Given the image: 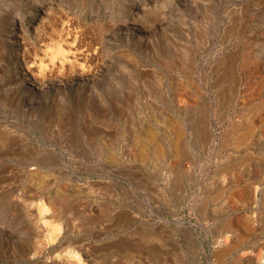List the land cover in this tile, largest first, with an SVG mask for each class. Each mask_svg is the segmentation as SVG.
I'll use <instances>...</instances> for the list:
<instances>
[{"label":"rangeland","instance_id":"obj_1","mask_svg":"<svg viewBox=\"0 0 264 264\" xmlns=\"http://www.w3.org/2000/svg\"><path fill=\"white\" fill-rule=\"evenodd\" d=\"M37 1L0 0V25L13 19L25 29L37 27L41 34L32 33L26 44L20 40L16 52L0 41V264H72L63 258L55 262L57 254L69 250L79 256V264H161L163 257V264H233V253L220 263L211 261L214 232L230 215L252 216L264 199V185L248 207L228 199L227 191L220 193L227 186L221 166L234 165L243 185L264 167V138L259 130L248 146L235 148L224 140L230 126L246 116L241 67L236 66L229 94L222 99L217 96L219 87L211 83V72L193 65L189 72L195 100L180 108L169 96L173 84L168 81L186 82L185 63L178 60L161 85L151 72L160 43L158 0L139 1L147 11L143 16L139 6L134 8L135 0H44L50 7L48 14L42 22L30 23ZM182 1L167 0L168 43L180 28L175 23L178 9L184 22L187 19L189 0ZM231 1H221L215 12L224 15L225 21L233 19L231 27L238 24L230 38L235 50L249 49L259 59L264 54L260 44L264 0ZM179 6L186 7V12ZM248 14L255 16L248 21ZM124 15L131 22L118 27L117 20ZM179 23L182 30L176 34L184 36L185 23ZM101 30L103 51L98 53L94 34ZM251 30L258 32L257 42L244 39ZM209 35L218 44L221 34ZM57 44L68 51L72 63L60 64L62 54L50 62ZM40 59L44 66L39 71ZM141 69L151 72L146 80L140 77ZM259 71L264 73V63ZM171 119L183 131L184 153L178 160L174 158L175 134L166 126ZM199 120L204 125L203 139L195 130ZM148 128L163 145L161 158H156L151 145L140 159ZM242 156L246 161H240ZM33 170L43 175L37 181L44 186L43 192L62 198L57 220L61 232L42 250L35 248L40 235L33 210L39 197H30L38 190L29 173ZM252 226L248 244L262 256L264 218ZM173 244L182 247V256L171 252ZM158 250L165 254L158 255Z\"/></svg>","mask_w":264,"mask_h":264},{"label":"bare ground","instance_id":"obj_2","mask_svg":"<svg viewBox=\"0 0 264 264\" xmlns=\"http://www.w3.org/2000/svg\"><path fill=\"white\" fill-rule=\"evenodd\" d=\"M139 1H141V0H135L134 2L132 1V3L134 5L136 4L134 8L139 6L138 13L142 14V16H143L145 13H147V11L145 9H143V7L141 8ZM184 1H182V2H184ZM221 1H223V0H189V4H187L188 5L187 6L188 7V14L186 13L187 19H185V22H184V18L181 17L182 14H181L180 10L178 9V13H177V17H176L177 20H175L176 21L175 23H176V26L178 25V27H180V28H177V30H180V29L182 30L181 23H179L180 20H182V24L185 23V28H186L185 30H187V32H185L186 34L184 36H182V34L177 35L178 32L176 34L177 30H175L174 36H171V42L170 43H168V41H167V33H166V28H165V24H167L166 23V21H167L166 20V14H165L167 12V0L156 1L157 2V8L159 11V21H160V25H161L160 26V43H159V46L157 47L158 49H156V53H157L155 56L156 64H155L154 69L151 70V72L155 73V77L157 78L158 84L161 85L163 82L164 83L167 82V75L169 74V72L171 73V71L174 70V67L176 66V62L178 60H180V62H183L186 64V65L184 64V66H185L184 73H185V77H186L185 83L181 82L180 80H175V79L168 81V83L170 85L173 84L171 94L169 95V96H171L172 102L176 105H179L180 108H181V106L183 108L186 105L187 106L192 105L194 100H195V98H194L195 96L192 93V88H195V90H196V87H195L194 80L192 79L190 72H189V70L191 69V67H193V65L198 66L201 69V71H207L208 72V70H209L211 72V74H212L211 75L212 76V82L211 83H213V86L216 85L219 87L217 90L218 91L217 96H218V98H222V99L226 96L228 91H230L231 81H232L233 75L235 73L236 66H238L239 68L241 67V69H242L241 73H242V78H243L244 87H245V89H244L245 91L243 92V94L241 93L242 94L241 103L243 106H245L246 116H244L240 122H238V123L236 122V123L232 124L230 126V128L225 132V135H224V140L226 143L233 145L235 148H239V147L248 146L249 141H250L255 130H259L260 135L264 138V73L263 72L261 73L259 71V67L261 68V63H264V54L261 55V57L259 58L260 60H259V59H256L253 57V55H252V53H250L249 49L242 50L241 52L235 50V44L232 43L230 38L232 36L231 34H233V32L237 28L238 24L235 26L232 25V27H231V24H229V22L233 19H231L230 21L229 20L225 21L224 15H223L224 17L223 16H217V13H216L218 10L217 7H219ZM44 2H45L44 0H39V1L35 2L32 10L30 12V16H29V17L32 16V19L29 21L30 23L31 22L34 23V22H38V21L42 22L41 21L42 16L45 15L46 13L48 14L50 7L43 4ZM231 3H235V0H232ZM250 6H252V5H250ZM261 6H263V5H261ZM40 7H42L41 10L39 9ZM179 7H181V10H183V12H186V7L185 8L184 7L182 8V6H179ZM216 8H217V10L215 12ZM234 8H236V6ZM234 8L231 11H233ZM238 9L236 8V10H238ZM38 11H39V13H38ZM56 11H57V9H56ZM244 11L247 12L246 10H244ZM117 12L119 14L122 13V11L120 9L117 10ZM235 13H237V12H235ZM60 14H61V12H60ZM139 14L135 15L134 18L132 17L131 19L138 18ZM230 14H231V12H230ZM230 14L228 15L229 19L231 16ZM238 14H239V10H238ZM253 16H255V15L254 14H248L247 15L248 21H250L253 18ZM45 17L47 18V15ZM55 17L56 16H54V18ZM126 17H127V15H124L122 19L120 18V20H117L118 27L126 26V24H129L130 20L126 19ZM236 17L238 18V15ZM223 18H224V20H222ZM64 20L65 19H62V18L59 19L61 24H64ZM261 21H263V19ZM112 22H114V21H112ZM259 22H260V20H259ZM259 22H257V23H259ZM51 23H53V22L51 21ZM66 24L67 25H64V26H66V29H67L68 23H66ZM101 24H103V23H101ZM232 24H234V23H232ZM101 26H103V25H101ZM111 26H115V23H113ZM104 27H106V25ZM62 29H63V27H62ZM85 29H86V27H85ZM174 29H172V31ZM38 31H39V29L37 27H29V28L25 29V27L23 26V24L21 22H18V21L14 22L13 19L10 20V23L3 21V23L0 25V41L4 45L9 47L8 49H12L14 52H16L17 47L20 44L19 43L20 40H22V43H25V44L29 43V42H31L30 41V35L32 33H34V35L40 34V33H38ZM40 31H41V29H40ZM215 31L216 32L218 31V33L221 34V35H218L219 38L216 37L218 44L214 43L215 39L213 40L209 37L210 36L209 34L212 33V35H213L215 33ZM94 32H95V30H94ZM62 33H64V32H62ZM257 33H258L257 31L255 32L254 30H251L247 34L245 33L244 36H246V37H244V39L247 42H250V40L253 42H257V39L255 38V36H257L256 35ZM67 35H64V36H66V38H68ZM94 35H96L94 38V43H98V46L95 47L94 51L98 52V53H102L103 43H101V39H103L104 34L102 33V30H101L100 33L98 32V34H94ZM222 35H223V37H222ZM39 36H38V39L41 37V36L40 37ZM90 36L91 35H89V37ZM225 36H227V37H225ZM35 38H37V37H35ZM103 41H104V39H103ZM67 42L68 41L65 39L66 44H68ZM260 44H262L264 46V37H261ZM26 46H28V45H26ZM29 46H28V48H29ZM253 46H254V44H253ZM73 48H75V47H73ZM72 53H76V52L75 51L70 52V54H72ZM58 54L60 56L62 54L60 64H62L63 62H64L63 63L64 65L66 64L65 62H68L67 64L72 63V60L71 59L69 60V58H68V51H65L63 49V47L61 48V46H58V44H57L56 48L55 47L53 48L51 55H49L50 57L48 59L50 60V62L54 63L53 62V60L55 59L54 57H57ZM72 57H73V55H72ZM58 59H60V58H58ZM80 64L84 65V63H80ZM29 66H32V65H29ZM43 66L44 65L40 59V62L37 64L36 67L40 71V70H42ZM20 67H21V65H20ZM75 67H77V65ZM82 67H85V66H82ZM262 67H263V64H262ZM62 68H65V67H62ZM18 69H20V68H18ZM149 69H141L140 77L143 78L144 80H146L147 77L151 73L150 71H148ZM18 73L19 72H17V74ZM24 77H25V75H24ZM160 98L163 99L164 96L160 95ZM166 126L168 128H170L171 130H173V132L175 134L174 135V158L176 160H178L179 155H182L184 153V150H183V148H181V144H180V138L182 136L183 131L180 127V124L176 120H173V119L169 120V122L166 124ZM195 130L198 131L199 137L201 139H203L204 125H203L202 120H199L197 123H195ZM257 133H259V132L257 131ZM145 135H146V144H142L140 147V151H141L140 152V159L143 160L145 158V156L148 152V146H151V145L155 148L156 158H161L164 155V148H163V145L156 139L155 131L152 130L151 128H148ZM246 158L244 156L243 158L240 159V161L244 162V161H246ZM240 163H242V162H240ZM219 169H220V172L221 171L225 172L224 174H226V175H224V177L226 178V181H225L226 183L224 185H227L226 187H221L220 193H222V191L223 192L227 191L228 199L233 200L237 204H241L242 207H248V206L252 205V203H254V201H255L256 196L262 192L261 187H262V185H264V167L257 169L258 172L254 173V175L249 180L247 179V182L245 185L242 184L243 176L241 174H239L238 171L237 172L235 171L237 169L234 168V165H230V164L223 165ZM29 173H30L31 178L34 179L33 182H35L36 187L38 189L35 193H32L30 195V197H39L38 201H36L35 204H33L35 226L37 229V233L40 235V240L38 242H35V248L38 250H40V249L42 250V249L46 248L47 246H49V244L52 243V241L55 238H57L59 233L61 232V227L57 223V220L59 219V217L61 215L62 198H61V195L52 196L47 192H43L44 186L37 184V181H40L43 177L42 173L39 170L29 171ZM220 179H221V181L225 180V179L222 180V178H220ZM216 181L219 182V178ZM215 193L217 194V192H215ZM216 197L218 198V196H216ZM216 197H214V198H216ZM233 201H231V202H233ZM31 207H32V204H31ZM254 213L255 212H253L252 216L247 214V213L230 215L225 220H223L222 224L215 230L214 235H213L214 236L213 237L214 245H213V249L210 250V255L212 258L211 261H214L216 263H220L221 261L224 260V258L227 255H230L233 253V254H235L234 260L238 264H264V254L262 256H259L258 254L257 255L254 254L253 253L254 248L250 247L248 244V238H249L248 235H249L250 231L253 230L252 223H254V221H259V220L264 218V199H263V203H262L261 208H258L257 212L255 214ZM9 230H10V228H9ZM184 248H185V252H187L188 251L187 246H185ZM244 248H246V249L243 250ZM170 250H171V252L174 251L175 254H178L180 256L183 255V250H182L181 246H177V245L175 246V244H173V245H171ZM27 251H28V249H27ZM69 251H67L63 254L62 253L57 254L55 262H56V260L61 261L60 259L63 258V260L67 261L68 263L79 264L80 263L79 256L76 254H72ZM71 251H73V250H71ZM53 252H54V250H53ZM158 252H160V253H158V255L161 254V256H162V254H165V252H163L162 250H160V251L158 250ZM37 253H38V251H37ZM86 254L88 255V253H86ZM234 260H233V264L235 263ZM164 261H165V257H163L162 262L164 263ZM163 263H161V264H163Z\"/></svg>","mask_w":264,"mask_h":264}]
</instances>
